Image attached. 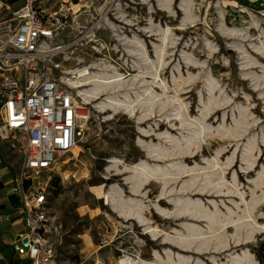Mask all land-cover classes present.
I'll return each instance as SVG.
<instances>
[{
	"label": "rangeland",
	"instance_id": "rangeland-1",
	"mask_svg": "<svg viewBox=\"0 0 264 264\" xmlns=\"http://www.w3.org/2000/svg\"><path fill=\"white\" fill-rule=\"evenodd\" d=\"M61 1L81 14L76 33L49 40L65 46L48 56L54 75L64 77L71 68L101 60L127 77L142 73L107 93L134 99L151 84L161 95L153 113L146 110L144 95L134 104L135 113L123 110L107 120L98 119L95 101L85 105L96 119L88 137L82 141L83 133L74 149L42 174L49 178L47 212L61 260L116 264L129 253L160 264H264V201L259 203L264 200V0L49 4ZM5 14L0 10V20ZM162 45L165 89L150 82ZM0 133L6 134L1 120ZM0 141L17 173L21 135ZM137 163L161 171L134 183L130 175ZM100 185L138 204L161 234L145 233L136 214L125 217L107 203ZM179 201L201 209H185Z\"/></svg>",
	"mask_w": 264,
	"mask_h": 264
},
{
	"label": "built area",
	"instance_id": "built-area-1",
	"mask_svg": "<svg viewBox=\"0 0 264 264\" xmlns=\"http://www.w3.org/2000/svg\"><path fill=\"white\" fill-rule=\"evenodd\" d=\"M49 2L22 0L0 20V120L6 132L0 140L17 133L23 139L20 170L9 183V191L20 196L14 249L32 264H65L51 233L49 178L42 174L79 143L84 130L78 120L86 108L67 81L53 74L50 51H43L46 40L76 33L81 13L71 2Z\"/></svg>",
	"mask_w": 264,
	"mask_h": 264
},
{
	"label": "bare ground",
	"instance_id": "bare-ground-1",
	"mask_svg": "<svg viewBox=\"0 0 264 264\" xmlns=\"http://www.w3.org/2000/svg\"><path fill=\"white\" fill-rule=\"evenodd\" d=\"M166 5L172 2V0H163ZM3 6V2L0 1V8ZM187 17H192V13L189 12L187 8ZM165 40V39H164ZM164 42V41H163ZM43 51H50V55L55 53V51L61 50L65 48L63 45H53L49 42V40H46V42L43 43ZM146 55V52L143 51ZM164 58V46L162 45L158 50V56L157 59L152 62V68L153 71L151 75L153 76V79L150 80V82H158L161 87H164L165 81L160 78V68L162 66ZM79 61H82L80 59ZM142 73L137 76L127 77L123 72H119L116 68V66L111 64H106L101 60H95L91 61L89 63H85L83 65H78L74 68H71L68 70V75L64 76L63 78L67 81V84L71 89L74 90V92L77 94V96L80 97L82 100V103L92 104L94 101V106L99 111V115L97 116L100 120H107L114 116L115 114L125 110L129 114H133L136 111V107L134 104L137 101L142 100L144 95H146L145 102L148 105V108L146 110H149L150 113H153V106L154 103L159 100L160 94L156 93V90L153 85L149 84V86L142 92L139 93V95L132 99V97L126 95L124 98H120L117 96H113L111 91L110 93H107L108 89H111L113 86H121V84H127L132 81L139 80L141 78ZM212 86V84H210ZM117 91V90H116ZM144 102V101H142ZM184 107V105L181 103V105L178 108V113L181 114V109ZM83 114L80 115L78 123L84 130V137L83 140L86 139L89 135V129L91 126V123L96 121L86 110L82 111ZM203 128L201 127L200 133H202ZM218 138L212 137V140H217ZM155 148V146L152 147V149ZM66 160L65 162H67ZM64 162V163H65ZM219 164V161L217 158L214 159V162L212 164L213 167H217ZM171 167L168 166L167 169H170ZM150 169V170H149ZM177 170H183V169H177ZM158 172L161 171L160 167L155 168L154 166L147 165L145 163H137L132 166V173L130 175L132 181L134 183L140 182L144 183L145 180L148 179L147 175H151V172ZM218 183V182H217ZM114 188L105 189L104 186H99L98 193L102 194L103 197L106 199V202L109 204H112V206L117 209L122 215L125 217H130L131 215H135L138 218V221L144 225V232L145 233H151L154 238H157L160 234L162 229L158 224H152L142 215V209L138 204H131L128 200H123L121 196H117V192L114 193ZM264 200H260L259 203H261ZM178 204L184 205L185 209L193 208L194 210H200L201 206L198 203H191L188 201H179ZM257 207H260L257 206ZM215 215V212L212 214ZM251 215L250 210H247V216L249 217ZM214 220V219H213ZM212 220V221H213ZM214 223V221H213ZM195 235L194 233H191L189 236ZM185 238V236H182ZM158 258V256H156ZM248 262L253 263V259L251 257H248L246 259ZM160 261L156 260H147L143 258L141 255L138 256H132L129 253H125L124 256H122L116 264H160ZM167 264H187L185 260L176 261L173 262L172 260H168Z\"/></svg>",
	"mask_w": 264,
	"mask_h": 264
},
{
	"label": "crops",
	"instance_id": "crops-1",
	"mask_svg": "<svg viewBox=\"0 0 264 264\" xmlns=\"http://www.w3.org/2000/svg\"><path fill=\"white\" fill-rule=\"evenodd\" d=\"M0 1L3 2L0 9L5 11V17L8 15L7 7L12 10L22 3V0ZM0 157L2 158L0 162V264H32L30 258L19 256L14 249V243L17 240L16 229L19 225L16 218L19 213L20 196L9 191V183L17 173L10 165V161L5 159L1 141Z\"/></svg>",
	"mask_w": 264,
	"mask_h": 264
},
{
	"label": "trees",
	"instance_id": "trees-1",
	"mask_svg": "<svg viewBox=\"0 0 264 264\" xmlns=\"http://www.w3.org/2000/svg\"><path fill=\"white\" fill-rule=\"evenodd\" d=\"M261 259H262V261L264 262V257H263V256L261 257Z\"/></svg>",
	"mask_w": 264,
	"mask_h": 264
}]
</instances>
